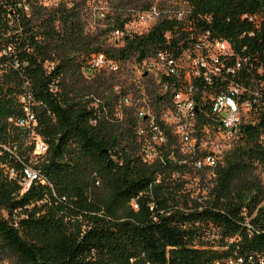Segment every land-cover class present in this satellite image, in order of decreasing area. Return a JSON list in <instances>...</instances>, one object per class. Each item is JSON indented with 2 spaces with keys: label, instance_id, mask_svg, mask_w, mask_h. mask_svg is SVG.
<instances>
[{
  "label": "trees",
  "instance_id": "trees-1",
  "mask_svg": "<svg viewBox=\"0 0 264 264\" xmlns=\"http://www.w3.org/2000/svg\"><path fill=\"white\" fill-rule=\"evenodd\" d=\"M192 1L215 16L221 33L252 28L240 18L259 12L260 31L243 41L264 48V0ZM80 17L76 6L0 0V249L20 264H226L237 258L264 264V184L256 172L264 148L253 134L228 154L202 210L173 207L178 200L168 175L154 188V211L143 197L133 208V197L176 166L135 158L132 111L117 121L113 95H101L112 86L109 79H89L81 71L85 54L112 51L98 35L85 33ZM166 27L130 37L115 55L142 61ZM51 84L58 85L56 92ZM26 90L49 151L34 164L47 182H34L23 193L18 175H10L12 167L20 173L23 162L7 147L16 146L24 162L32 160V146L15 124ZM95 96L109 104L110 119L98 116Z\"/></svg>",
  "mask_w": 264,
  "mask_h": 264
},
{
  "label": "built area",
  "instance_id": "built-area-1",
  "mask_svg": "<svg viewBox=\"0 0 264 264\" xmlns=\"http://www.w3.org/2000/svg\"><path fill=\"white\" fill-rule=\"evenodd\" d=\"M59 4L76 6L85 33L110 41L111 53L85 54L81 71L86 77L119 73L123 63L134 58L143 72L141 78H148L146 90L113 88L112 112L117 121H123L126 112L132 111L130 146L141 164L176 168L160 172L133 197V208H140L143 197L149 198L154 211V188L168 175L178 200L173 207L186 213L202 210L213 197L228 154L251 134L264 148V48L256 50L243 41L258 34L262 16L245 13L240 19L252 28L221 33L213 26L215 16L201 11L192 0H60ZM159 25L167 27L142 61L115 55L130 37L146 35ZM51 90L56 92L58 85L51 84ZM20 100L23 116L15 124L32 146V160L24 162L16 146L7 148L23 162L21 172L12 167L10 175H18L24 193L34 182H47L34 164L48 154L49 143L37 129L32 92L26 90ZM92 105L98 116L104 113L110 119L109 104L102 98L93 97ZM98 118H93V124H98ZM242 262L243 258L228 259L226 264Z\"/></svg>",
  "mask_w": 264,
  "mask_h": 264
},
{
  "label": "rangeland",
  "instance_id": "rangeland-1",
  "mask_svg": "<svg viewBox=\"0 0 264 264\" xmlns=\"http://www.w3.org/2000/svg\"><path fill=\"white\" fill-rule=\"evenodd\" d=\"M41 2L50 7H56L60 3V0H41ZM100 33V32H98ZM102 36V35H101ZM102 38V37H101ZM110 41H103L105 47H108ZM102 76L109 79V83L112 84L110 89L103 91L101 95L112 94L115 98L114 90L131 91L134 89L146 90L149 88L148 78H141L143 72L140 70L138 63L134 58L123 63L121 71L116 74H110L108 72L100 73ZM112 89V90H111ZM262 183L264 184V164H259L256 170ZM0 264H20L17 257H15L9 251L0 249Z\"/></svg>",
  "mask_w": 264,
  "mask_h": 264
}]
</instances>
